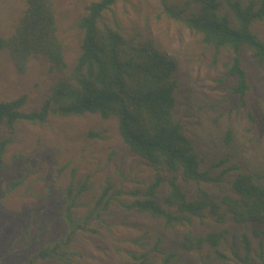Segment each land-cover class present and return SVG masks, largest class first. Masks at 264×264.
Returning <instances> with one entry per match:
<instances>
[{
    "label": "trees",
    "instance_id": "trees-1",
    "mask_svg": "<svg viewBox=\"0 0 264 264\" xmlns=\"http://www.w3.org/2000/svg\"><path fill=\"white\" fill-rule=\"evenodd\" d=\"M116 2L90 0L86 4L78 21L80 51L71 69L59 33L55 0H26L14 33L7 37L0 35V50H9L18 74H25L30 59L37 56H43L52 70L60 72L38 109H25L27 94L0 100V130L10 133L0 139V170L7 165L6 152L14 143L18 124L45 126L53 117L87 113L97 114L103 120L114 119L126 148L154 170L143 187L127 189L108 178L87 202L82 201L94 187L91 175L71 180L62 189L65 232L42 244L20 264H82L83 253L74 246L77 235L98 233L96 224L104 221L103 216L114 204L159 221L165 230L189 226L196 219L206 218H213L223 226L204 233L186 230L179 245L193 256L182 264H212L214 260L228 264L232 256L255 264L249 261V235L240 234L245 251L242 255L238 249H229L231 229L224 224L230 215L234 224H252L254 233L262 232L257 226L264 223V170L238 171L232 178L231 192L219 199L201 186L203 182H220L226 170L214 175L203 166L195 140L182 120L175 117L177 63L144 32L128 33L117 18L108 20L106 14ZM160 3L161 14L183 22L201 35L204 46L214 51L215 61L220 53L227 52L226 73L236 79L233 93L245 105L251 84L244 52L251 50L257 64L264 66V37L254 30V24L264 19V0L246 3L160 0ZM106 133L107 129L89 130L87 137L105 138ZM232 139L233 132L229 130L226 142ZM224 160L213 163L212 167ZM179 175L186 182L199 184L193 196L182 188ZM23 182V177L15 178L3 186L0 202ZM164 184L166 189L162 192ZM161 242L159 237L150 249L127 251L131 259L128 264H149L157 254L162 255L160 264H176L178 253L160 248Z\"/></svg>",
    "mask_w": 264,
    "mask_h": 264
},
{
    "label": "rangeland",
    "instance_id": "rangeland-1",
    "mask_svg": "<svg viewBox=\"0 0 264 264\" xmlns=\"http://www.w3.org/2000/svg\"><path fill=\"white\" fill-rule=\"evenodd\" d=\"M89 1L55 0L59 33L66 45L70 69L80 51L78 21ZM25 2L0 0V35L7 37L14 33ZM106 17L108 20L117 18L128 33L144 32L176 61L175 117L182 120L195 140L203 166L214 175L226 170L220 182H203L201 186L219 199L231 192V181L238 171L264 170V66L257 64L251 50L244 52L251 88L243 105L240 96L232 90L236 79L226 73L227 52L220 53L215 61L214 51L204 46L201 35L183 22L161 14L160 0H117ZM254 30L264 37V19L254 24ZM59 76L60 72L52 70L43 56L32 57L28 71L18 74L9 50H0V100L27 94L25 109H38ZM102 129H107L105 138L87 137L89 130ZM229 130L233 132V139L228 143ZM9 135L7 130H0V139ZM221 159H225L221 165L212 167ZM5 160L7 165L0 170V192L15 178L23 177L24 182L0 202L2 264H20L42 244L65 232L62 189L71 180L91 175L94 187L82 201L87 202L108 178L128 189L143 187L144 181L154 173L152 167L126 148L114 119L103 120L92 113L53 117L45 126L18 124ZM178 182L190 196L199 185L186 182L181 175ZM165 189L164 184L162 192ZM102 220L96 224L98 233L82 232L76 237L74 246L83 253L82 264L131 263L127 251L150 249L159 237L162 238L160 248L178 253L176 264H182L193 256L179 245L186 230L204 233L223 227L213 218H206L196 219L189 226L165 230L159 221L125 210L119 204L112 205ZM224 225L231 229L229 249H238L244 255L240 234L246 232L251 238L249 261L264 264V223L257 226L262 230L259 234L254 233L252 224H234L230 215ZM161 257L157 254L149 264H160ZM228 264L248 263L232 256Z\"/></svg>",
    "mask_w": 264,
    "mask_h": 264
}]
</instances>
